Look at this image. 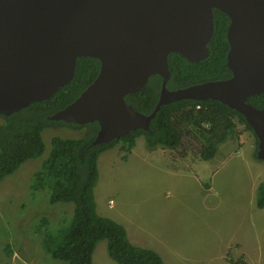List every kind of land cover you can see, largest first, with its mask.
Returning <instances> with one entry per match:
<instances>
[{"label":"water","instance_id":"1","mask_svg":"<svg viewBox=\"0 0 264 264\" xmlns=\"http://www.w3.org/2000/svg\"><path fill=\"white\" fill-rule=\"evenodd\" d=\"M215 10L230 18L232 77L168 90L171 54L191 63L209 56ZM81 58L98 59L100 73L52 120L97 122L94 143L108 144L148 131L164 105L214 100L245 118L264 162V108L248 103L264 93V0H0V116L53 98L71 83ZM156 75L164 81L146 115L126 97Z\"/></svg>","mask_w":264,"mask_h":264},{"label":"rangeland","instance_id":"2","mask_svg":"<svg viewBox=\"0 0 264 264\" xmlns=\"http://www.w3.org/2000/svg\"><path fill=\"white\" fill-rule=\"evenodd\" d=\"M237 131L241 136L221 145L214 160L196 164L202 145L194 138H185L176 150L159 147L145 155V139H138L136 157L118 144L98 162L97 212L123 225L136 246L157 252L164 264H232L243 254L248 264H264V210L257 207L264 203V174L254 170L255 163L263 162H257L248 147L240 149L241 141L253 139L242 124ZM86 132L46 129L45 155L0 183V264H66L54 259L43 242L51 235L58 240L59 228L71 226L74 207L50 204L47 189L30 191V185L55 137L81 138ZM160 154L185 159H177L175 167L198 177L171 168L173 161L159 158ZM205 183L212 190L208 197ZM255 185L262 186L256 198ZM181 205H189V212ZM183 213L188 219L182 218ZM44 219L49 221L45 229ZM129 222H138L143 229L132 228ZM204 246L211 249L209 255ZM97 248L93 264H116L109 257L107 241Z\"/></svg>","mask_w":264,"mask_h":264},{"label":"trees","instance_id":"3","mask_svg":"<svg viewBox=\"0 0 264 264\" xmlns=\"http://www.w3.org/2000/svg\"><path fill=\"white\" fill-rule=\"evenodd\" d=\"M214 23V36L209 43L210 55L206 60L192 64L180 55H170L168 89L231 77L227 66L230 20L226 14L215 10ZM100 67L98 59L81 58L71 83L53 98L35 102L10 116H0V183L15 175L27 162L44 156L46 145L43 132L46 129L58 126L72 130L84 128L52 120L51 116L78 99L95 81ZM161 88L162 77L153 76L144 89L128 95L126 101L137 111L150 115L158 104ZM248 102L256 108H264V93L250 98ZM234 118L251 130L242 115L219 101H180L161 107L148 131L137 130L109 144L94 143L99 130L97 122L85 126L88 132L82 138L55 137L51 153L34 176L30 188L31 191L47 189L51 193L50 204H71L74 211L71 226L59 228L58 240L51 235L43 242L47 252L66 264H92L98 243L107 241L109 257L117 264H164L156 252L133 245L124 226L98 214L94 193L100 177L98 159L118 144H123L122 150L130 153L136 139L144 137L149 150L159 147L176 150L185 138H194L203 148L200 158L209 161L216 157L222 144L236 137ZM257 206L264 208V203L260 202ZM48 223V219L43 220V229L49 226Z\"/></svg>","mask_w":264,"mask_h":264},{"label":"clouds","instance_id":"4","mask_svg":"<svg viewBox=\"0 0 264 264\" xmlns=\"http://www.w3.org/2000/svg\"><path fill=\"white\" fill-rule=\"evenodd\" d=\"M215 12V11H214ZM229 18V17H228ZM229 20H230V18H229ZM215 24V23H214ZM230 25V24H229ZM228 30V29H227ZM213 36H214V34H213ZM212 39H213V37H212ZM212 39H211V41H212ZM210 41V42H211ZM209 42V43H210ZM208 49H209V44H208ZM229 48H230V46H229ZM230 50V49H229ZM171 55H175V54H171ZM209 55H210V49H209ZM181 56V55H180ZM170 57V56H169ZM209 57V56H208ZM207 57V58H208ZM228 57V56H227ZM184 58V57H183ZM206 58V59H207ZM186 59V58H185ZM206 59H204V60H206ZM187 60V59H186ZM204 60H202L201 62H203ZM188 62H190L189 60H187ZM201 62H199V63H201ZM191 63V62H190ZM199 63H192V64H199ZM169 70H170V68H169ZM230 70V69H229ZM231 71V70H230ZM171 73V72H170ZM232 73V72H231ZM157 76V75H156ZM159 76V75H158ZM231 77H232V75H231ZM230 77V78H231ZM152 78V77H151ZM150 78V79H151ZM229 79V78H228ZM170 80V79H169ZM225 80H227V79H225ZM150 81V80H149ZM163 78H162V85H163ZM218 81H221V80H218ZM169 82V81H168ZM210 82V81H209ZM149 83V82H148ZM147 83V84H148ZM206 83V82H205ZM168 84V83H167ZM195 85H197V84H195ZM147 86V85H146ZM167 86V85H166ZM193 86V85H192ZM168 88V87H167ZM162 89V88H161ZM168 90H170V89H168ZM172 91H174V90H172ZM160 93H161V91H160ZM261 94H263V93H261ZM160 95V94H159ZM260 95V94H259ZM256 96V95H255ZM80 97V96H79ZM254 97V96H253ZM252 98V97H251ZM250 99V98H249ZM77 100V99H76ZM75 100V101H76ZM209 101V100H208ZM196 102V101H195ZM74 103V102H73ZM221 103V102H220ZM249 103V102H248ZM223 104V103H222ZM250 104V103H249ZM71 105V104H70ZM168 105V104H167ZM225 105V104H224ZM252 105V104H251ZM227 106V105H226ZM68 107V106H67ZM163 107V106H162ZM229 107V106H228ZM255 107V106H254ZM198 108H200V107H198ZM230 108V107H229ZM65 109V108H64ZM231 109V108H230ZM259 109V108H258ZM263 109V108H262ZM63 110V109H62ZM155 110V109H154ZM233 110V109H232ZM61 111V110H60ZM235 111V110H234ZM236 112V111H235ZM239 114V113H238ZM54 115V114H53ZM52 115V116H53ZM241 115V114H240ZM51 116V117H52ZM245 119V118H244ZM234 121H233V123L235 124V128H236V137H237V139L241 136V132H238L237 131V125H238V123L239 124H242V123H240V121L237 119V118H234L233 119ZM237 123H236V122ZM246 121V120H245ZM61 122H63V123H65L66 125H69V124H74V123H67V122H64V121H61ZM0 123H1V119H0ZM247 123V122H246ZM92 124V123H91ZM76 125H78V124H76ZM99 125V124H98ZM243 126H244V128L247 130V128H246V126L244 125V124H242ZM79 126H82V125H79ZM87 126V125H86ZM249 126V125H248ZM250 127V126H249ZM49 129H67V130H72V129H70V128H68V127H61V126H58V127H56V128H49ZM83 129H85V126H84V128ZM83 129H78V130H74V131H79V130H83ZM99 129H100V127H99ZM99 131V130H98ZM97 131V132H98ZM250 134H251V136H252V139H253V142H252V140L249 138V136L248 135H246V136H248V142L247 143H245L244 141H241V142H243L242 143V147H240V149L241 148H243V147H248V148H251V150H252V154H253V156H254V158H255V160L257 161V162H263V161H261L260 159H258V157H257V153H258V146H259V140H258V138H257V136L254 134V132L252 131V129L249 131V130H247ZM86 134H87V132H86ZM85 134V135H86ZM97 135V134H96ZM130 135V134H129ZM84 137V136H83ZM44 138V137H43ZM82 138V137H81ZM63 139H70V138H63ZM96 139V138H95ZM138 139H144V137H139V138H137L136 139V143L138 142ZM257 140H258V145H257ZM116 141V140H115ZM45 142V141H44ZM113 142V141H112ZM145 142V141H144ZM135 143V146L133 147V149L137 146V144ZM109 144V143H108ZM46 145V144H45ZM223 145V144H222ZM257 145V146H256ZM221 147V146H220ZM115 148V147H114ZM145 148L146 149H148L147 148V146H146V143H145ZM133 149L131 150V152L133 151ZM203 149V148H202ZM202 149H201V151H202ZM111 150V149H110ZM149 150V149H148ZM107 151H109V150H107ZM106 151V152H107ZM150 151H156V150H150ZM201 151H200V153H201ZM46 152V151H45ZM123 152H126V151H124L123 150ZM130 152V153H131ZM255 152H256V156H255ZM105 153V152H104ZM103 153V154H104ZM127 153V152H126ZM130 153H128V154H130ZM219 153V152H218ZM103 154H101V156L103 155ZM45 155V154H44ZM50 155V154H49ZM101 156L99 157V159H101ZM218 156V154L216 155V157ZM49 157V156H48ZM47 157V158H48ZM215 157V158H216ZM46 158V159H47ZM199 158H200V156H199ZM214 158V159H215ZM41 159V158H40ZM39 159V160H40ZM99 159H98V162H99ZM201 159V158H200ZM214 159H212V160H214ZM202 160V159H201ZM212 160H209V161H205V162H210V161H212ZM44 162V161H43ZM43 164V163H42ZM42 164H41V166H42ZM260 164H262V165H264V162L263 163H260ZM41 168V167H40ZM40 168H39V170H40ZM98 169H99V166H98ZM38 170V171H39ZM37 171V172H38ZM36 172V173H37ZM99 176H100V172H99ZM33 179H34V177H33ZM33 179H32V181H33ZM99 179H100V177H99ZM99 181V180H98ZM98 183V182H97ZM31 184H32V182H31ZM96 186H97V184H96ZM96 188V187H95ZM31 189V188H30ZM32 190V189H31ZM30 190V191H31ZM50 193V192H49ZM50 195H51V193H50ZM49 201H50V199H49ZM50 203V202H49ZM115 203V202H114ZM112 201H111V204L113 205L114 204ZM67 205H71V204H67ZM115 205V204H114ZM258 207V206H257ZM259 208V207H258ZM259 209H264V208H259ZM99 214V213H98ZM96 250V249H95ZM95 253V252H94ZM240 258H242V261L244 262H242L240 259L237 261V262H232V264H248V262H247V260H246V257H244V256H241ZM245 259V260H244ZM93 264V263H92Z\"/></svg>","mask_w":264,"mask_h":264},{"label":"crops","instance_id":"5","mask_svg":"<svg viewBox=\"0 0 264 264\" xmlns=\"http://www.w3.org/2000/svg\"><path fill=\"white\" fill-rule=\"evenodd\" d=\"M144 146V145H143ZM248 151H250V153L252 154V150H251V148H248ZM151 152H153V153H155V151H151ZM150 152V150H146V152L145 153H143V155H145V154H152ZM132 155L134 156V157H136V155H137V152H136V150H135V148L133 149V151H132ZM158 157L159 158H163L164 157V155H162V154H160V155H158ZM172 158V159H171ZM171 158H163V159H165V160H167L168 159V161H173V165L171 166V168H179V169H181V171H182V173L183 174H185V175H192V176H197V175H194V174H192L191 172H189V170H185V169H182V168H180V167H175V165H176V163H177V159H180V161L181 160H185V159H182V158H178V157H174V156H171ZM190 162V160L189 159H187L186 160V163H188V162ZM203 162V160H201L200 158H199V160H196V162H194L193 164H196V163H202ZM255 165V169L254 170H256V172L259 174V172L261 173V174H264V165H262V164H258V163H255L254 164ZM198 177V176H197ZM262 187V186H261ZM261 187H258V185H255V189H254V198H256L257 197V193H258V191L261 189ZM203 190H204V196H206V197H208V196H210L211 195V186H210V188H208L207 186H206V183H205V185H203ZM155 193H157L158 194V192H155ZM156 194V197H158V195ZM182 206V208L183 209H185V212H189L188 211V206H184V205H181ZM109 207V206H108ZM192 207V206H191ZM264 210V209H263ZM182 218L183 219H188L187 218V215H186V213H183L182 214ZM120 223H122V222H120ZM130 224H131V227L132 228H139V229H143V227L141 226V224L140 223H138V222H129ZM123 226V225H122ZM126 229V228H125ZM126 232H127V235H128V239H129V241L133 244V245H135L136 246V244H137V241H135V240H133L132 238H131V236H130V234H129V232H128V230H126ZM197 242V241H196ZM195 242V243H196ZM194 243V244H195ZM103 243H101L100 244V246H103L102 245ZM205 245H207V244H205ZM99 246V247H100ZM98 247V248H99ZM107 247H108V245H107ZM139 247V246H138ZM98 248L95 250V252H97V250H98ZM172 251H173V249H172ZM204 251H205V253H206V255H209V253H211V249L210 248H208V247H205L204 246ZM175 252V251H174ZM157 253V252H156ZM177 253V252H176ZM162 258V257H161ZM245 260V259H244ZM164 261V260H163ZM116 263V262H115ZM117 264V263H116Z\"/></svg>","mask_w":264,"mask_h":264},{"label":"flooded vegetation","instance_id":"6","mask_svg":"<svg viewBox=\"0 0 264 264\" xmlns=\"http://www.w3.org/2000/svg\"><path fill=\"white\" fill-rule=\"evenodd\" d=\"M190 86H192V85H190ZM187 87H189V86H187ZM183 88H186V87H183ZM183 88H177V89H175V90H180V89H183ZM85 129L87 130V132H88V128L87 127H85ZM243 256L244 257H247L245 254H243ZM241 261H242V258H239ZM243 262V261H242ZM244 263V262H243Z\"/></svg>","mask_w":264,"mask_h":264}]
</instances>
